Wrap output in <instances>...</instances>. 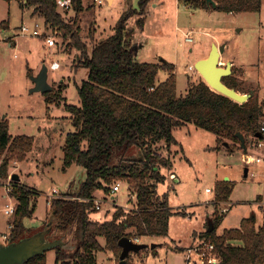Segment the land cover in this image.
<instances>
[{"label": "rangeland", "instance_id": "rangeland-1", "mask_svg": "<svg viewBox=\"0 0 264 264\" xmlns=\"http://www.w3.org/2000/svg\"><path fill=\"white\" fill-rule=\"evenodd\" d=\"M64 1L58 0V3ZM100 1L83 0L84 12L78 24L89 49L90 38L103 40L111 36L123 15L130 8L139 9L141 2L114 0L111 5V0ZM59 9L66 13L67 19L75 16L72 7L67 10L59 5ZM138 18V15L132 16L127 24L128 29L135 32L136 59L153 64L173 63L179 96L186 94L189 81H204L195 69L196 63L208 58L213 46L219 52L226 46L220 59L222 67L226 64L222 60L225 54L237 59L244 70L234 67L233 75L238 77L245 90L254 91L264 106V0L258 13H225L211 8L195 9L178 0H153L148 6L143 28L137 25ZM5 22L9 28L1 26ZM23 25L28 26L29 33H22ZM35 30L39 36L33 35ZM47 37L55 40V46H48ZM187 37L192 38L193 43H187ZM55 62L60 68L51 70ZM79 62V52L64 39L60 30L46 26L42 17L23 10L17 1L0 0V119L9 122L11 136L25 135L34 139L27 160L10 163L9 177L0 179V246L7 244L2 235L10 234L14 220V215L5 213L7 206L16 207V200L7 194L13 174L39 195L34 216L24 220L34 232L41 230L50 216L48 201L54 191L61 195H76L87 177L86 170L77 165L66 172L63 170L66 137L75 132L65 104L80 105L78 87L89 75ZM44 67L48 68L49 85L55 92L61 90L63 100H48L47 93L32 92L33 77ZM167 78V73L160 71L159 82ZM174 137L178 144L169 151L164 143L158 146L162 155L173 164L171 171L163 170L166 180L158 185V194L166 195L171 208L188 213L190 218L172 216L168 236L139 239L138 243L150 247L156 245V248H148L143 254L140 252L137 262L131 255V264H187L189 249L184 253L175 252L170 247L172 240L181 250L188 248L194 241L195 231H206L214 211L227 212L222 213L224 217L216 230L218 235L225 229H239L242 221L249 217L255 218L258 229L264 228V140L248 139L245 155L262 159V162L247 165L240 154L243 152L240 143H232L235 150L230 152L215 134L194 124L177 129ZM223 182H229L232 188L231 204L217 198V190ZM208 189L211 193H207ZM104 198H108V202L92 215L94 221L111 220L117 207L127 211L135 208L136 198L131 196L126 183H121V190L116 194L95 193V199ZM201 241L196 240L191 248ZM100 243L104 250L97 253V264H116V255L106 249L105 240L100 239ZM55 256L54 250L48 251L47 264H55Z\"/></svg>", "mask_w": 264, "mask_h": 264}, {"label": "trees", "instance_id": "trees-1", "mask_svg": "<svg viewBox=\"0 0 264 264\" xmlns=\"http://www.w3.org/2000/svg\"><path fill=\"white\" fill-rule=\"evenodd\" d=\"M5 1H17L23 10L42 17L46 26L60 30L79 52L80 67L89 72L78 87L80 105L65 104L75 132L67 135L63 147V170L77 165L86 170L87 177L76 195L48 201L50 216L41 229L53 220V230L47 238L66 236L69 247L53 249L55 264H97V253L104 250L100 239L105 240L106 249L116 255L120 264L122 238L135 241L166 237L172 216H188L171 208L166 195L158 194V185L166 180L163 170L171 171L173 165L158 146L164 143L169 151L177 145L174 137L177 129L194 124L215 134L230 152L235 150L232 143L241 145L238 133L244 135L246 144L249 138L264 140V106L254 91L241 86L236 75L224 78L223 83L239 93L250 94L244 104L220 94L203 76L209 86L204 81H189L186 94L179 96L173 63L153 64L136 59L135 32L127 24L132 16L138 15L137 25L143 28L153 0H141L139 9L130 8L111 36L103 40L90 38L91 49L83 41L78 24L84 12L83 0H71L75 16L70 19L59 9L58 0ZM178 1L195 9L211 8L225 13H258L262 8V0H214L215 7L206 0ZM4 25L9 28L7 22L1 26ZM160 71L168 75L163 82L158 80ZM47 96L48 100H63L61 90H53ZM257 135L263 138L258 139ZM33 146L32 137L11 136L9 122L0 119V179L9 177L10 163L27 160ZM118 182L128 185L131 196L136 198L135 208L127 211L117 207L111 220L94 221L92 215L98 212L93 201L95 193L110 195ZM217 191L219 200L229 201L232 193L229 182H223ZM9 196L16 200V209L8 244L38 232L28 228L24 220L34 216L39 195L12 180ZM223 217L224 214L215 211L206 231L200 235L214 245L213 252L219 257L216 264H264V228L258 229L255 218L249 217L239 229H225L218 235L216 230ZM130 257L127 264H131ZM25 264H47V253Z\"/></svg>", "mask_w": 264, "mask_h": 264}, {"label": "water", "instance_id": "water-1", "mask_svg": "<svg viewBox=\"0 0 264 264\" xmlns=\"http://www.w3.org/2000/svg\"><path fill=\"white\" fill-rule=\"evenodd\" d=\"M209 6H216L214 0H206ZM226 46L221 47L220 52L216 46H213V50L208 58L199 60L196 65V71L205 78L214 88L219 90L224 96L230 98L236 103L244 104L250 98L251 95L241 94L235 89H230L223 83V79L233 75L232 63H228L225 67H222L220 59L225 52ZM204 80V79H203ZM204 80V82H205ZM34 88L32 92L49 93L53 88L48 83V68L44 67L42 72L33 77ZM208 86L209 84L205 82ZM237 137L241 141V147L244 151H247L246 139L243 134L238 133ZM256 138L262 139V135H257ZM227 145V144H226ZM248 170H246V175ZM14 181H20V177L16 174L11 176ZM227 181L229 179H226ZM54 222L50 220L43 230L36 232L31 236H27L17 242L9 243L0 246V264H25L31 259L43 255L56 247L68 248V242L66 236H63L56 240H50L47 235L51 234L53 230ZM212 229V226H211ZM119 246L122 249L120 256V264H127L128 258L131 254H138L148 248L155 249L156 245L151 247L142 243H137L128 237H124L119 241Z\"/></svg>", "mask_w": 264, "mask_h": 264}, {"label": "built area", "instance_id": "built-area-1", "mask_svg": "<svg viewBox=\"0 0 264 264\" xmlns=\"http://www.w3.org/2000/svg\"><path fill=\"white\" fill-rule=\"evenodd\" d=\"M95 1L101 2L100 0H95ZM59 5H61L64 9L68 10V9H71V7H72V1L66 0L64 2H61ZM29 32H30V30H29L28 26L23 25L22 33L26 34ZM32 33L34 36H39V32L37 30L33 31ZM46 42H47L49 47L55 46V40L52 37H47ZM186 42L191 44V43H193V39L190 37H187ZM59 68H60V65L56 62L51 65V70H58ZM191 69L193 70L194 67H191ZM262 131L264 132V128L262 129ZM260 146H263V145L260 144ZM243 160L245 161V164H247V165L254 163V161L257 163L262 162V159H256L255 160L254 157L249 156V155H245ZM120 190H121V182H118L113 186L112 194H116V193L120 192ZM11 191H12V179L10 181V184L7 186V194H9ZM207 192H210V190L208 189ZM60 197H62V195L57 193L56 191H54V193L51 197V200L53 198H60ZM72 199L80 200L79 198H75V197ZM107 200H108V198H104L102 200L94 199L93 201L95 203L96 210L100 211L103 208L104 204L106 202H108ZM86 201L89 202L90 200H86ZM15 209H16L15 207L11 208V207L7 206L5 213L7 215H14ZM223 212L225 213L226 211L224 210ZM12 228H13V225L11 224L10 229L12 230ZM2 239L4 241H6L8 244L9 235H7V234L2 235ZM138 240L139 239H135V241L137 243H138ZM214 248L215 247L212 243H210L206 240H202L199 245H197L194 248L189 249L188 259H186L187 264L192 263L193 261H197L198 264H216L217 262H219V257L216 254H214V252H213ZM192 258H193V261H192Z\"/></svg>", "mask_w": 264, "mask_h": 264}, {"label": "crops", "instance_id": "crops-1", "mask_svg": "<svg viewBox=\"0 0 264 264\" xmlns=\"http://www.w3.org/2000/svg\"><path fill=\"white\" fill-rule=\"evenodd\" d=\"M111 1H112V2H111V5L114 4V0H111ZM222 58H223V56H222ZM222 60H225V63H226L225 66H226L228 63H232V66H233L232 68H234V67H238V68L244 70V68H243L241 65H239L240 62L237 61V59L233 58V56H226V54H225V55H224V59H222ZM220 62H221V61H220ZM221 64H222V63H221ZM225 66H224V67H225ZM232 70H233V69H232ZM233 73H234V72H233ZM241 94H242V93H241ZM247 150H248V149H247ZM240 154H242L243 159H244V156H245L246 153H244V152L241 153V152H240ZM19 182L22 183V182H21V179H20ZM207 193H211V192H207ZM230 202H232V200L229 201V203H230ZM230 204H231V203H230ZM214 213H215V211H214ZM222 213H224V212H222ZM222 213H221V214H222ZM226 213H227V212H225L224 214H226ZM187 214H188V213H187ZM212 217H213V213H212ZM212 217H210L209 221L212 219ZM187 218H190V217L187 216ZM209 221H208V222H209ZM206 224H207V223H206ZM207 226H208V225H207ZM202 233H204V231H203V232H200V233H198V232L195 231L194 234H193L194 241H193V242L189 245V247L186 248V249L181 250V249L179 248V246H177V244L175 243L174 240H172V242H171L173 246H170V247H171L172 249H175V250H174L175 252H183V253H184V252H186L187 249H190V248H191V245L195 244V241H196V240H198V239H199V240L202 239L201 236H200ZM220 235H221V234H220ZM166 245H167V244H166ZM146 250H147V249H146ZM143 251H144V250H143ZM143 251H141L142 254L144 253ZM131 255H132L133 258H135V261L137 262L138 259H139V253H138V254H131ZM156 255H157V252H156ZM115 259H116V261H115L116 264H118L116 256H115Z\"/></svg>", "mask_w": 264, "mask_h": 264}]
</instances>
